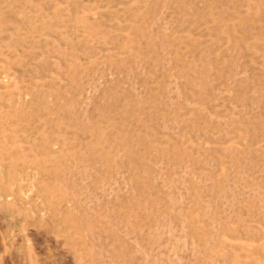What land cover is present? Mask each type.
Instances as JSON below:
<instances>
[{
  "label": "rangeland",
  "instance_id": "374dc122",
  "mask_svg": "<svg viewBox=\"0 0 264 264\" xmlns=\"http://www.w3.org/2000/svg\"><path fill=\"white\" fill-rule=\"evenodd\" d=\"M0 264H264V0H0Z\"/></svg>",
  "mask_w": 264,
  "mask_h": 264
}]
</instances>
